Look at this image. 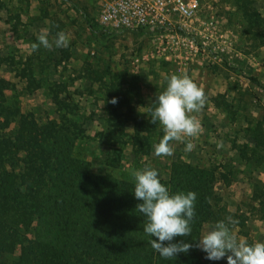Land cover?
Returning <instances> with one entry per match:
<instances>
[{
    "label": "rangeland",
    "instance_id": "rangeland-1",
    "mask_svg": "<svg viewBox=\"0 0 264 264\" xmlns=\"http://www.w3.org/2000/svg\"><path fill=\"white\" fill-rule=\"evenodd\" d=\"M247 1L264 17V0ZM215 6V13L223 17V27L228 29L232 42L233 50L221 56L224 63L220 62L226 71L234 73V81L230 80L226 88L236 99L232 104L225 98L219 101L229 118L235 120L237 116L243 122L235 129L223 119L225 124L214 135L220 141L216 146L213 142L203 144L204 135L199 132L195 137L198 140L187 138L194 141L191 151H185V142H181L172 156L158 157L154 155V145L159 142L155 141L159 123L150 131L151 141L143 153L135 152L128 142L133 134L131 123L121 130L111 128L103 99L108 77L133 80L144 66L166 88L168 77L180 74L187 66L154 58L150 53L153 37L110 31L100 25L97 0H0V75L11 83L5 91L7 103H18L21 112H32L40 123L59 121L62 113L76 122L83 132L75 140L72 155L87 161L94 174L134 182L131 175L134 170L153 167L160 179H168L171 163L176 160L228 170L230 184L225 186L218 181L214 188L232 212L231 217L237 222L244 217V228L252 240L264 242V221L252 210L250 200L253 183L259 179L264 184V146L255 147L254 140V135L259 134L257 130L264 125V42L260 40L264 20L255 24V20L247 19L240 0H219ZM43 31L50 42L63 31L68 46L53 45L50 49L39 46L34 50L33 45L38 44L37 37ZM56 95L71 107L57 108L53 103ZM137 98L132 96V102L140 117H146L148 112H143ZM259 122L263 125L255 128ZM116 134L125 142L117 140L113 136ZM216 153L225 160L213 158ZM213 227L212 223H204L201 236ZM229 227L237 239H245L238 226Z\"/></svg>",
    "mask_w": 264,
    "mask_h": 264
},
{
    "label": "trees",
    "instance_id": "trees-1",
    "mask_svg": "<svg viewBox=\"0 0 264 264\" xmlns=\"http://www.w3.org/2000/svg\"><path fill=\"white\" fill-rule=\"evenodd\" d=\"M240 7L255 24L264 20L247 0H240ZM260 40L264 42V34ZM108 78L103 87L108 123L113 130L132 123L128 142L135 152L143 153L156 127L150 122L152 110L140 117L132 102L137 88L130 84L123 89L121 77ZM10 84L0 75V264H227L226 258L207 260L196 244L204 223L215 225L233 215L214 188L218 181L230 184L228 170L171 163L168 179L161 182L171 192L196 193L195 217L191 235L172 241L192 247L164 259L143 231L146 218L136 209L134 182L92 173L87 161L72 155L75 140L83 132L76 122L63 113L59 121L38 122L32 112H21L18 103H7L5 91ZM113 97L118 103H109ZM53 103L59 109L71 107L58 95ZM262 125L259 122L255 128ZM257 131L255 147H263L264 125ZM157 132L160 140L163 129ZM250 200L252 210L264 221V184L259 179L253 183ZM235 225L244 240L255 243L244 228V217Z\"/></svg>",
    "mask_w": 264,
    "mask_h": 264
},
{
    "label": "clouds",
    "instance_id": "clouds-1",
    "mask_svg": "<svg viewBox=\"0 0 264 264\" xmlns=\"http://www.w3.org/2000/svg\"><path fill=\"white\" fill-rule=\"evenodd\" d=\"M37 39L34 50L39 46L50 49L53 45L64 48L69 44L63 31L58 32L51 42L46 31L41 32ZM205 100L204 90L186 73H173L168 77L166 88L153 100L150 122L159 123L165 133L154 145V155L172 156L174 148L170 142H185L184 150H192L193 145L187 138L195 137L201 131L200 121L192 114L202 109ZM109 103H118V98L113 97ZM131 175L134 179L131 192L139 201L136 209L146 218L143 231L150 237L151 247L164 259L187 253L192 244L172 241L178 236L191 235L196 193L171 192L153 167L134 170ZM235 223L237 221L231 216L216 222L211 230L197 239L196 247L210 261L226 258L227 264H264V242L250 244L244 239H237L229 227Z\"/></svg>",
    "mask_w": 264,
    "mask_h": 264
},
{
    "label": "built area",
    "instance_id": "built-area-1",
    "mask_svg": "<svg viewBox=\"0 0 264 264\" xmlns=\"http://www.w3.org/2000/svg\"><path fill=\"white\" fill-rule=\"evenodd\" d=\"M218 1L97 0V21L110 31L153 37L156 59L185 66L204 58L213 62L233 50L223 17L215 13Z\"/></svg>",
    "mask_w": 264,
    "mask_h": 264
},
{
    "label": "crops",
    "instance_id": "crops-1",
    "mask_svg": "<svg viewBox=\"0 0 264 264\" xmlns=\"http://www.w3.org/2000/svg\"><path fill=\"white\" fill-rule=\"evenodd\" d=\"M220 61L224 63L222 59H215V61L213 62H210L207 59L197 60L187 65V68H185V70H181L179 72L180 74L186 73L205 92L206 100L202 109L197 113H193L192 115H194L195 118L200 121V132L204 135L201 136V139H203L202 143L208 144L213 142V146H216L220 143L218 139H215L216 136L214 135L219 133L223 125L225 124L223 122V119L228 120V123L226 125H229V127L235 129H239L241 126L240 124H243V122L237 116L234 117V119L236 118L235 120H232L231 118L233 117L231 116L229 118L230 114L227 113V111L222 106V102L219 101L224 98L230 103L236 100L232 95L233 93L227 91L226 88V84L230 82V80L234 81V79H232L234 73L226 71L224 68L225 66L222 65ZM141 68L142 69L140 70L139 75L137 74L134 79L132 78L133 80H131V78L124 77L123 79H121L120 83L123 89L128 88L130 84L134 85L137 88V99H139V105L140 107L144 108L143 112L145 113L148 112V109H153V100L155 99V96L162 92L165 87H163V85L159 83L158 80H154V78H152L148 74L144 66H141ZM134 109L138 112L136 105H134ZM160 127L161 126L158 125V128ZM156 132L157 129L155 131V141L157 142L159 141V138L158 133L156 134ZM192 140L191 143L194 144V141L198 139L195 138L194 141ZM170 143H172L174 149L181 146V142ZM213 158L225 160V157L219 156L217 153L213 156Z\"/></svg>",
    "mask_w": 264,
    "mask_h": 264
}]
</instances>
